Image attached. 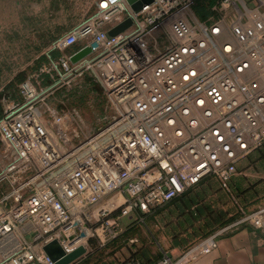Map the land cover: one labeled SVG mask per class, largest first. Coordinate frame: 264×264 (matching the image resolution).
Instances as JSON below:
<instances>
[{"label": "built area", "instance_id": "1", "mask_svg": "<svg viewBox=\"0 0 264 264\" xmlns=\"http://www.w3.org/2000/svg\"><path fill=\"white\" fill-rule=\"evenodd\" d=\"M193 5L153 0L134 12L128 0H98L90 19L55 42V85L99 57L110 113L96 131L83 132L75 111L51 107L30 79L16 98H0V264H53L42 249L51 239L72 249L98 223L114 238L121 217L149 215L208 178L239 218L155 264L210 253L243 224L264 232V206L246 210L232 187L241 162L264 144V0H217L205 20ZM127 17L131 26L110 35ZM92 42L81 65L72 63ZM115 194L122 202L95 215Z\"/></svg>", "mask_w": 264, "mask_h": 264}, {"label": "rangeland", "instance_id": "2", "mask_svg": "<svg viewBox=\"0 0 264 264\" xmlns=\"http://www.w3.org/2000/svg\"><path fill=\"white\" fill-rule=\"evenodd\" d=\"M97 1L0 0V98L3 95L16 98L19 84L30 79L38 91L47 97L51 107L75 111L83 132L96 131L102 124L101 117L110 113L108 97L97 77L96 63L99 57L95 54L89 56L87 60L92 61V67L81 66L82 74L74 75L70 82L64 80L62 82L65 84L55 85L56 79L49 75L52 71L49 56L54 58L61 54L53 48L55 42L73 27L90 19L96 11ZM82 42L64 52L74 51ZM232 185L239 205L246 210L264 206V160L255 155L243 160ZM103 203L95 208V215L106 201ZM129 216H123L119 221L123 230L136 220L135 213ZM239 216L238 205L216 180L208 178L155 212L139 215L135 226L138 242H148L157 249L160 256L155 258L158 259L168 245H174L179 252L186 251ZM218 219L227 223L221 224ZM86 227L90 228V225ZM93 227L96 229L94 235L90 234L82 240L88 249L93 250L95 244L104 241L109 253L123 260L133 253L128 254L126 248L134 232L130 236L124 233L114 240L104 236L99 223ZM26 239L29 241L32 237L27 236ZM99 254L103 255L104 252ZM6 263L10 264V261Z\"/></svg>", "mask_w": 264, "mask_h": 264}, {"label": "crops", "instance_id": "3", "mask_svg": "<svg viewBox=\"0 0 264 264\" xmlns=\"http://www.w3.org/2000/svg\"><path fill=\"white\" fill-rule=\"evenodd\" d=\"M137 218L138 217H136V220ZM121 231H123V229ZM89 234L90 233L88 231L87 235ZM138 241L136 225L135 234L130 236L128 249L126 248L128 254H130L131 251L136 252L139 248L144 246L150 250L152 259L156 256H160V252H158L157 249L152 248L148 242L140 243ZM107 247V243L103 241L98 242L93 246V250L92 248H87V253L78 259L77 263L118 264L123 260L118 257V255L116 256L109 253V249H107ZM184 251L185 250L179 252L177 247L171 244L167 246L166 250L164 249L162 251L164 254L161 255V257L163 258L164 255H167L172 261H176L177 257L181 256ZM99 252H104V254L98 255ZM161 257H158V259ZM180 264H264V232L254 228L250 224L240 225L239 227L220 235L217 248L212 250L210 253L201 254L192 261L181 262Z\"/></svg>", "mask_w": 264, "mask_h": 264}, {"label": "water", "instance_id": "4", "mask_svg": "<svg viewBox=\"0 0 264 264\" xmlns=\"http://www.w3.org/2000/svg\"><path fill=\"white\" fill-rule=\"evenodd\" d=\"M153 0H128L129 5L133 9L134 12H139L142 8L152 3ZM132 24V18L127 17L114 27L109 30V34L114 36L117 35L124 30H126ZM97 45L96 42H92L90 46H85L74 53L70 60L72 63H78L80 60L89 56L92 52V47ZM85 232H81L79 237H85ZM78 240L73 241L70 246H73L72 249L67 250L60 242L58 238H53L47 243H45L42 247L45 254L48 258L53 262V264H72L76 262L78 259L83 257L87 253V247L83 243H76Z\"/></svg>", "mask_w": 264, "mask_h": 264}, {"label": "trees", "instance_id": "5", "mask_svg": "<svg viewBox=\"0 0 264 264\" xmlns=\"http://www.w3.org/2000/svg\"><path fill=\"white\" fill-rule=\"evenodd\" d=\"M216 1L217 0H194L193 10L196 13V15L199 17V19L205 20L211 14L210 9L216 3ZM75 50H77V48ZM1 110L2 109L0 105V115H1ZM254 155L257 156L259 159L264 160V144L262 145V147L258 148L254 153H252L249 157H252ZM217 221L220 220L218 219ZM225 222L226 221L221 222V224ZM135 224L136 221L128 225V227H126L122 232H120L116 237H114L115 238L114 240L125 235L124 233H127L129 236L132 235L133 232L135 233ZM151 257L152 255L150 253V250L142 246L136 252H133L129 258L120 261L118 264H128L134 262H138L139 264H155L159 260V259L157 260L156 258L152 259ZM72 264H78V263L76 261Z\"/></svg>", "mask_w": 264, "mask_h": 264}, {"label": "bare ground", "instance_id": "6", "mask_svg": "<svg viewBox=\"0 0 264 264\" xmlns=\"http://www.w3.org/2000/svg\"><path fill=\"white\" fill-rule=\"evenodd\" d=\"M120 202H122V198H121V196L119 195V194H115L114 196H112L104 205H103V207H105V208H109V209H111L113 206H115L116 204H119ZM88 231L89 230H85L84 232H85V237L84 238H82L78 243H83V242H81L83 239H87V237H88V235H87V233H88ZM91 232V231H90ZM90 235V234H89Z\"/></svg>", "mask_w": 264, "mask_h": 264}]
</instances>
